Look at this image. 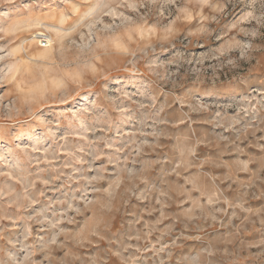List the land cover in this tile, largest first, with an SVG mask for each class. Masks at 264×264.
I'll list each match as a JSON object with an SVG mask.
<instances>
[{"label":"rangeland","instance_id":"374dc122","mask_svg":"<svg viewBox=\"0 0 264 264\" xmlns=\"http://www.w3.org/2000/svg\"><path fill=\"white\" fill-rule=\"evenodd\" d=\"M0 264H264V0H0Z\"/></svg>","mask_w":264,"mask_h":264},{"label":"bare ground","instance_id":"6f19581e","mask_svg":"<svg viewBox=\"0 0 264 264\" xmlns=\"http://www.w3.org/2000/svg\"><path fill=\"white\" fill-rule=\"evenodd\" d=\"M38 24H39V22H38ZM49 25V24H48ZM47 29V28H46ZM45 29V30H46ZM49 30V29H48ZM44 32V31H43ZM46 33V32H45ZM48 34V33H47ZM47 34H44V33H42V32H36L35 33V36H37V37H41V38H43V39H45V42H46V50L49 48V46L53 43V41H52V38L49 36V35H47ZM36 38V37H35ZM50 49V48H49ZM48 49V50H49ZM45 50V49H44ZM51 50V49H50ZM49 50V51H50ZM42 52V51H41ZM48 52V51H47ZM46 51L45 52H43V53H41V54H45V53H47ZM40 54V55H41Z\"/></svg>","mask_w":264,"mask_h":264},{"label":"built area","instance_id":"2783aa9c","mask_svg":"<svg viewBox=\"0 0 264 264\" xmlns=\"http://www.w3.org/2000/svg\"><path fill=\"white\" fill-rule=\"evenodd\" d=\"M39 45L44 47L46 45L45 39L41 38V43Z\"/></svg>","mask_w":264,"mask_h":264}]
</instances>
